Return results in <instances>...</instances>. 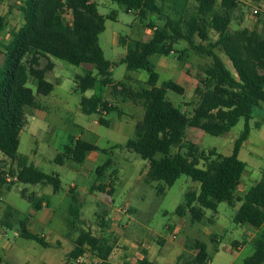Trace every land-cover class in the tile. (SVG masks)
I'll use <instances>...</instances> for the list:
<instances>
[{
    "label": "trees",
    "instance_id": "obj_1",
    "mask_svg": "<svg viewBox=\"0 0 264 264\" xmlns=\"http://www.w3.org/2000/svg\"><path fill=\"white\" fill-rule=\"evenodd\" d=\"M111 1L125 7L128 12L136 13L142 20L151 18L148 25L154 29L151 40H129L127 53L120 61L130 72L147 71L150 76L146 83L148 88L135 90L126 82H114L113 64L105 58L99 43V36L106 29L105 18L92 0H23L19 7L23 24L12 32L10 44L3 46L6 61L0 72V154L17 160L20 135L27 125L26 109L38 108L33 91L27 86L29 79L35 80L39 95L48 96L54 91V84L46 79L47 72L54 67L51 58L74 66L89 64L94 66L97 75L87 72L77 76L78 91L85 93L93 90L99 83L102 88H112L113 93L119 92L125 100L143 106L144 118L135 124L134 137L117 148L133 152L149 162L147 181L164 183L158 193L164 194L166 188L173 186L181 176L200 183L199 193H186L184 204L176 210L178 216L189 214L193 223H200L205 219V210L217 213L221 203L232 208L240 203L234 223L261 228L264 224V157L261 180L244 197L237 196L235 190L246 168V164L239 159V153L250 136L254 110L264 103V29L249 33L230 31L232 15L239 6V0ZM191 2L196 3L197 8L196 13L190 15ZM218 6L221 12L217 11ZM66 11L72 12V25L64 22L63 13ZM157 20L164 22L163 26H155ZM4 29L5 19L0 17V33ZM211 31L218 35L214 42L209 36ZM197 37L201 43H197ZM206 41L208 44L202 43ZM180 42H186L197 55L212 60L204 71V80L197 85L199 101L191 116L166 98L169 90L183 95L184 87L173 81L158 87L159 74L150 60L155 55L170 56L174 53V46ZM219 48L229 58L233 71L227 68L217 53ZM41 58L48 60L45 68H39ZM81 108L86 115H100L98 123L101 126H111V121L105 116L114 109L103 97H85ZM241 119L245 120V128L230 156H223L214 150L201 151L197 144L185 143L188 129H199L218 137L229 132ZM263 124L257 122L255 128ZM173 149L179 151L173 153ZM94 151L108 153L92 143L77 140L57 156L55 163L63 165L70 161L82 165L87 155ZM22 165L12 175L18 183L52 185L55 193L62 189L58 176L48 175L33 165ZM111 167L112 161L109 160L96 169L100 184L93 186L91 193L106 192L107 187L101 184V180ZM5 181V177H0V186ZM109 187L111 195L112 183ZM69 194V224L75 228L81 222L82 205L73 190ZM29 201L33 202L36 211L41 210L44 202L33 197ZM20 237L45 248L50 246L44 236L30 232L24 225ZM253 245L254 253L244 260V264H264V236L255 238ZM113 250L114 244L110 239L97 237L90 230L82 229L68 259L78 260L90 253L106 264ZM191 250H196L197 254H182L176 264H211L205 243L196 242ZM0 264H6L1 256ZM137 264L150 263L145 259Z\"/></svg>",
    "mask_w": 264,
    "mask_h": 264
},
{
    "label": "rangeland",
    "instance_id": "obj_2",
    "mask_svg": "<svg viewBox=\"0 0 264 264\" xmlns=\"http://www.w3.org/2000/svg\"><path fill=\"white\" fill-rule=\"evenodd\" d=\"M22 1L0 0V17L5 19V29L0 35V72L6 61L3 46L9 44V34L23 23L19 11ZM94 1L98 5L99 13L105 18L106 29L99 36V43L105 58L113 64L114 82H126L135 90H141L145 86L133 81L147 83L149 73L130 72L125 64L120 63L127 53L121 42L122 38L127 36L126 43L129 40L149 41L154 32V29L148 26L151 18L142 20L136 13L128 12L125 7L111 0ZM196 8L197 4L191 2L189 14L196 13ZM255 9L259 10V14H253ZM217 11L221 12L220 6L217 7ZM63 18L66 24L72 23V16L68 11L63 13ZM163 24L164 22L159 20L154 22L157 27ZM256 29L259 31L264 29V0L259 4L244 0L233 12L230 31L249 33ZM150 30L152 32H149ZM209 36L212 42L218 38L213 31L209 32ZM196 41L201 43L199 37ZM202 43L208 44L207 41ZM216 51L227 68L233 71L225 53L220 48ZM150 60L159 74L158 87L174 81L185 88L183 95L169 90L166 98L176 108L191 116L199 101L197 85L204 80V71L212 60L197 55L186 42L176 44L174 53L170 56L155 55ZM52 61L54 67L47 72L46 79L54 84V91L48 96L39 95L35 80L29 79L27 86L32 89L38 108L26 109L28 122L20 135L18 161L0 160V177H5L4 174L15 175L22 166L19 161H26L27 165H33L48 175L58 176L62 189L55 195L52 185H29L17 181H5L1 184L0 256L4 262L6 264L67 262L69 260L66 254L73 249V240L82 229L90 230L97 237L106 235L113 241H118L120 236L106 234L109 232V224L114 222L106 217L115 215L119 209H124L122 222L119 223L121 234L123 237L127 235L148 244L151 260L156 259L162 264H176L180 255L196 254L197 251L191 249L195 247L196 242H202L207 246V254L212 264H244V260L254 253L253 240L264 236V224L259 229L248 225L243 228L234 223L236 209L226 203L219 204L217 213L205 210L206 217L200 223H193L189 214L184 217L178 216L176 210L184 204L186 193L200 188V183L189 177L181 176L173 186L166 188L164 194H159V187L164 186V183L146 180L147 161L140 156L122 149L115 150L114 154L109 155L100 152L103 162L108 158L114 161L112 170L111 168L109 170L116 174L114 180L111 174L106 175V180L102 179V185L105 183L109 190H111L109 184L114 183L115 190L112 194L113 208H105L100 202L103 195L98 192H85V188L95 184L97 177L95 171L83 172V164L69 162L77 169L70 170L67 164L55 163L57 156L63 154L65 148L79 138L101 149L111 148L115 144L125 145L134 137L135 124L144 118L145 110L141 104L125 100L119 92L113 93L112 88L104 89L99 83L95 89L81 93L77 90L76 78L84 74L86 67L91 66L88 64L74 66L56 58H52ZM47 64L48 60L41 58L39 68H45ZM93 72L96 76L95 68ZM92 96L106 97L104 101L114 109L105 116L111 121V127L107 128L97 123L100 115L83 113L82 99ZM254 116L256 118L251 121V126L256 122L264 123L262 106L254 110ZM244 128L245 120L241 119L229 132L218 137L199 129H188L185 143H195L201 151L216 150L223 156H230L235 141ZM251 135L259 139L262 132L253 128ZM178 151L179 149H173V153ZM240 159L256 170L263 167V160L251 157L247 149L242 150ZM73 185L77 186L74 191L82 205V220L75 228L69 229L71 204L69 193ZM41 196L48 199L50 209H56L53 223L47 226L38 224L41 213H37L33 202L29 201L31 197L34 200H42ZM22 225L32 233L44 236L50 246L45 248L35 241L20 237ZM59 241L62 244H58ZM241 244L242 246H239ZM88 259L84 264H93Z\"/></svg>",
    "mask_w": 264,
    "mask_h": 264
},
{
    "label": "crops",
    "instance_id": "obj_3",
    "mask_svg": "<svg viewBox=\"0 0 264 264\" xmlns=\"http://www.w3.org/2000/svg\"><path fill=\"white\" fill-rule=\"evenodd\" d=\"M96 5L97 3L92 0ZM244 0H239V4L241 2H243ZM250 2H254L252 0H248ZM262 2V1H261ZM255 3H260V2H255ZM98 7V5H97ZM71 16H72V12L71 11H68ZM103 16V15H102ZM104 17V16H103ZM72 23H73V16H72ZM72 23H70L69 25H72ZM23 24V23H22ZM21 27V26H20ZM19 27V28H20ZM19 28H17L16 30H18ZM149 32H152L151 30ZM3 33V31L0 33V35ZM153 35H154V32H153ZM152 35V36H153ZM128 37V36H127ZM127 37L125 38H122V45L126 48V51H127V44L128 42L126 43V40H127ZM9 38L10 40L8 41L9 44L10 42L12 41V32L11 34H9ZM152 38V37H151ZM150 38V40H151ZM149 40V41H150ZM144 42H147V41H144ZM8 44V45H9ZM125 57V56H124ZM123 57V58H124ZM221 57V56H220ZM51 61H52V58H51ZM53 62V61H52ZM225 63V62H224ZM88 66H91V68L89 67H86L85 69V73L87 72H93V68L94 66L92 65H89ZM83 74V75H84ZM133 81V79L131 80ZM133 82H137L139 84H143L145 87L144 88H148V86L146 85V83H142V82H139L137 80H134ZM174 82V81H173ZM176 83V82H175ZM183 87V86H182ZM107 89V88H106ZM109 89V88H108ZM185 89V88H184ZM88 92V91H87ZM86 93V92H85ZM94 97V96H92ZM87 98V97H86ZM89 98V97H88ZM91 98V97H90ZM106 97H103V100H105ZM126 102V101H125ZM262 108L264 109V103H262ZM256 118V117H255ZM28 122V121H27ZM98 123V122H97ZM257 123V122H256ZM255 123V124H256ZM99 124V123H98ZM255 124L252 127L255 128ZM100 125V124H99ZM250 125H251V122H250ZM111 127V126H110ZM252 129H251V132H252ZM255 129H258L262 132V135L259 139H255L253 137H251V133H250V136L249 138L244 142L241 150H240V153H239V159H240V155H241V152L242 150L244 149H247L249 150V155L251 157H259L263 160V157H264V124L260 127V128H255ZM191 130V129H190ZM23 132V131H22ZM77 140H82V138H79ZM84 141V140H83ZM236 142V141H235ZM127 143V142H126ZM195 144V143H194ZM118 146H124V145H121V144H115L113 145L111 148H108V149H102V150H107L108 153H105L103 151H94V152H91L87 155V158H86V161L85 163L83 164V169L84 171L83 172H94L96 173V169L99 167V166H102L103 164H105L107 161L111 160L112 161V167L114 166V161L111 159V158H108L105 162H103L102 160V155H100L102 153L104 154H114L115 150H119V149H122V148H117ZM101 149V148H100ZM122 150H126V149H122ZM128 151V150H127ZM216 151V150H214ZM217 152V151H216ZM218 153V152H217ZM219 154V153H218ZM3 159H8L6 158L5 156L1 155L0 154V160H3ZM241 160V159H240ZM18 161V160H17ZM242 161V160H241ZM21 162L22 164L26 163L28 164L26 161H19ZM70 161H67L65 162L63 165L67 164L68 168L71 170H77L74 165L70 164L69 163ZM244 162V161H243ZM72 163V162H71ZM246 164V168L244 170V173L242 175V178H241V181H240V184L239 186L237 187V189L235 190V194L239 197H244L262 178V169L260 170H256L254 169L253 167L251 166H248V164L246 162H244ZM75 164V163H73ZM23 166V165H22ZM112 167H111V170H112ZM145 176H146V180H147V173H148V170H149V162L146 163V166H145ZM111 170L107 171L106 175L108 176L109 174H111L113 180L114 178H116V174L111 172ZM114 174V175H112ZM105 175V180L107 178V176ZM103 178V180H104ZM112 181V180H110ZM105 182V181H104ZM100 184V182H97V177H96V180H95V185H98ZM101 184H102V180H101ZM103 185L105 186V183H103ZM110 185V184H109ZM113 185V192L115 191L114 190V183L112 184ZM89 187V188H85V192H88V193H91V188L93 187ZM76 185H73L72 186V190L74 191L76 189ZM109 189L106 188V192H94V193H100V195H103V198H100V202L102 204V206H104L105 208H113V200H112V194L109 195L108 193ZM200 191V188H197L196 190H193V192H196V193H199ZM55 193V192H54ZM74 193L76 194V192L74 191ZM55 195H57V193H55ZM78 196V194H76ZM44 196V195H43ZM45 197V196H44ZM42 198V196H41ZM79 198V196H78ZM42 200L44 201L43 204H42V208L40 211H36L37 213L40 212V217L38 219V224L40 225H44V226H47V225H50V223H53V218L55 213H56V209H50V202L48 201L47 198H42ZM80 200V199H79ZM241 204H237L235 209L236 211L240 208ZM11 208V209H10ZM219 208V207H218ZM10 210H13L12 207H9ZM124 209H119L115 215L111 216V215H108L109 217H106V219H111L112 221H114L113 223L109 224V227H108V230L109 232L107 231L106 234L108 233H111V234H114V235H117V236H120L119 240H115L113 241L111 239L110 236H106V235H103V236H99V237H103V238H108L110 239V241L114 244V250L108 260V262L106 264H137L138 262L140 261H143V260H148L150 264H162V263H159L156 261V259L154 260H151V257H150V246L148 244H146L145 242H141V240H138V239H134V238H130L128 237L127 235H125V237H123V234H121V230H120V226H119V223L122 222V213H125L123 212ZM81 212H82V209H81ZM205 217H206V213H205ZM81 220H82V213H81ZM26 224V223H25ZM242 226L243 228H245L246 225H240ZM249 226V225H248ZM69 229H71V226L69 224ZM70 232V231H69ZM71 233V232H70ZM69 233V236L71 237V234ZM78 237V236H77ZM77 239V238H76ZM75 239V240H76ZM72 240V238H71ZM75 240H73L74 244H75ZM47 241V240H46ZM254 241V240H253ZM48 242V241H47ZM49 243V242H48ZM58 244H60L61 242H57ZM62 244V243H61ZM237 244V243H236ZM240 244V243H239ZM239 246H242L239 245ZM74 247V246H73ZM193 251V250H191ZM70 252H68L66 255H68ZM197 254V252H196ZM195 255V254H194ZM89 258L88 260L90 262H92L93 264H103L101 263L98 259H96L94 256H92L90 253H87L85 254L83 257H81L80 259L78 260H69L67 262H61V264H84V262L86 261V259ZM212 264V262H211Z\"/></svg>",
    "mask_w": 264,
    "mask_h": 264
},
{
    "label": "built area",
    "instance_id": "obj_4",
    "mask_svg": "<svg viewBox=\"0 0 264 264\" xmlns=\"http://www.w3.org/2000/svg\"><path fill=\"white\" fill-rule=\"evenodd\" d=\"M253 14H254V15L259 14V10H258V9L253 10ZM104 114H105V113H104ZM5 179H6V181H8V182L17 181V178H16V177H12V176H10V175H8V174L5 176Z\"/></svg>",
    "mask_w": 264,
    "mask_h": 264
}]
</instances>
